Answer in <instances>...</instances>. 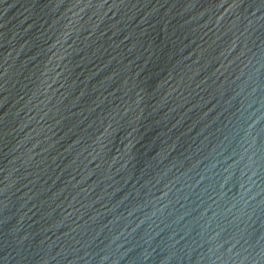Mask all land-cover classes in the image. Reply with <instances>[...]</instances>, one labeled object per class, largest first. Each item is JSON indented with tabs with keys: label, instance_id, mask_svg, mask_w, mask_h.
<instances>
[{
	"label": "water",
	"instance_id": "95a60500",
	"mask_svg": "<svg viewBox=\"0 0 264 264\" xmlns=\"http://www.w3.org/2000/svg\"><path fill=\"white\" fill-rule=\"evenodd\" d=\"M0 264H264V0H0Z\"/></svg>",
	"mask_w": 264,
	"mask_h": 264
}]
</instances>
